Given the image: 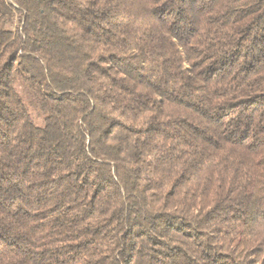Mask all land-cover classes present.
Masks as SVG:
<instances>
[{
	"label": "trees",
	"instance_id": "obj_1",
	"mask_svg": "<svg viewBox=\"0 0 264 264\" xmlns=\"http://www.w3.org/2000/svg\"><path fill=\"white\" fill-rule=\"evenodd\" d=\"M0 264H264V0H0Z\"/></svg>",
	"mask_w": 264,
	"mask_h": 264
},
{
	"label": "rangeland",
	"instance_id": "obj_2",
	"mask_svg": "<svg viewBox=\"0 0 264 264\" xmlns=\"http://www.w3.org/2000/svg\"><path fill=\"white\" fill-rule=\"evenodd\" d=\"M17 88H18L20 94H21L24 98H26V95H25V86H24V84H23L22 82L19 81V82L17 83ZM31 111H33L32 108H31ZM34 121H35L37 124H39V121H37L36 119H34Z\"/></svg>",
	"mask_w": 264,
	"mask_h": 264
}]
</instances>
